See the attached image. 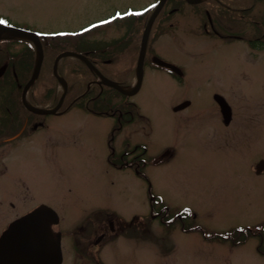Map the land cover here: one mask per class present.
<instances>
[{"label": "rangeland", "instance_id": "374dc122", "mask_svg": "<svg viewBox=\"0 0 264 264\" xmlns=\"http://www.w3.org/2000/svg\"><path fill=\"white\" fill-rule=\"evenodd\" d=\"M153 1L0 0V17L29 30L74 32L116 12L123 13L125 19ZM251 5V13L226 9H247ZM172 8L178 11L164 19ZM205 12L211 14L213 22H222L223 35L233 37L209 36L203 27L208 23ZM251 14L255 21L264 18V0H207L198 6L167 0L148 45L162 60L181 68L184 80L180 84L165 69L145 67L138 93L123 98L135 107L123 105V128L112 143L115 158L123 154V161L134 165L137 159L144 161L139 169L146 181L132 167H110L108 139L115 119L98 118L75 106L65 113L43 117L48 128L39 134L61 136L57 140L63 143L53 150L43 148L48 160L35 148L26 150L23 142L10 147L7 158L0 156L8 164L7 171L0 166V202L9 206L6 199L15 190L14 181L20 179L34 201L57 203L63 199L64 226L69 228L80 221L83 212L92 213V208L123 214L124 220L142 217V230L123 232V241L106 249L103 261L109 264H264V255L258 252L264 250V232L246 239L239 235L219 240L204 238L195 230L184 233L180 224L164 226L146 218L151 188V193L171 210H190L192 214L182 219L185 228L197 225L212 235L264 222V174L256 176L250 169L258 158L264 159V50L253 56L243 39L252 32ZM140 32H129L128 25L118 22L85 39L127 35L125 45L117 48L105 71L117 82L130 84L127 70L131 72L135 65ZM236 35L242 39H235ZM27 52L24 43L0 42V65L8 61L11 67L0 78V118H6V108L11 118L28 115L20 109L16 88L31 73L28 75L25 69L33 65L34 55ZM46 65L43 61L39 77L29 90L32 105L55 104L57 98L53 102L49 94L61 90ZM57 73L68 83L64 105L84 91L85 83L92 78L72 59L59 65ZM7 92L12 93L9 101L4 96ZM213 94L222 95L232 108L228 126L220 120ZM106 96L109 99L102 107L119 104L122 99L112 93L103 98ZM184 99L191 106L174 113L172 106ZM251 116L259 121L252 122ZM10 203L22 206L16 201ZM154 205L161 208L160 202ZM9 213L5 216L0 207L1 226L13 217L14 212Z\"/></svg>", "mask_w": 264, "mask_h": 264}, {"label": "flooded vegetation", "instance_id": "af4514ba", "mask_svg": "<svg viewBox=\"0 0 264 264\" xmlns=\"http://www.w3.org/2000/svg\"><path fill=\"white\" fill-rule=\"evenodd\" d=\"M253 8H249L247 11L251 13ZM173 11L176 9L173 8ZM171 11V12H173ZM207 16V14H206ZM227 20H229L228 15H225ZM251 24H252V34L249 41H251L254 46L250 47L253 56H255L257 44L259 46H264V30L258 35L256 34L255 29V16L253 14L250 15ZM233 23V18H230ZM217 23L221 26L220 28H225L222 22L216 19ZM11 23V22H9ZM205 27V26H204ZM208 27L211 30V34L215 35L220 39H223L224 36L218 33L214 29V24L212 21L209 22L208 19ZM105 29V28H104ZM227 29V28H226ZM38 30V29H35ZM65 30V29H64ZM94 32V31H92ZM99 40H105V38L100 37ZM80 41H76L78 43ZM257 43V44H256ZM260 50V49H258ZM264 50V49H263ZM102 62L108 63L109 60L103 59ZM191 106L189 104L185 109L178 112H183ZM218 111L219 108L216 105ZM4 111L9 112V109L6 108ZM177 113V112H174ZM10 115V114H9ZM94 116L98 118L107 117V118H114L116 124L109 132V139H108V147L111 149L110 142L115 136L120 133L123 128V112L122 109H115L114 112H97L96 110L93 113ZM11 116V115H10ZM251 121L257 123L259 119H256L254 116H251ZM258 117V116H257ZM259 118V117H258ZM232 120V119H231ZM229 121L226 126L230 124ZM223 123V120L221 119ZM255 127V124L251 126V129ZM48 125L45 123L43 118H38L35 115H28L25 117H18V118H0V156L5 155V158L8 156V151L10 147H17L18 143H25V148L37 149L41 156H44L47 160L49 159V154L43 148H58L62 146L63 143L59 142L57 139V135H50L45 136L39 134L47 130ZM264 145V144H263ZM46 146V147H45ZM264 149V147H263ZM113 153V150L111 149ZM112 155V154H111ZM110 162V167L117 170H123V154L120 155L115 161H112L110 158L108 159ZM263 158H258L254 164L250 167L252 173L256 176H261L264 174V165L261 168L259 163L263 162ZM32 163V160H29ZM2 165L3 169L7 171L8 164L6 165L4 162L0 160V166ZM4 174V172H3ZM15 190H13L11 198L6 199L9 202V206H6L0 202V207H3L4 214L11 215L14 212L13 217L9 219L5 224L2 226L0 225V236L2 233L8 228V226L20 219H22L27 214L35 211L41 206H46L54 211L55 214H52L50 211L49 216V231L46 232V237H48V243L55 245L56 241H59V246L61 250V263L60 264H109L105 263L104 260V252L106 249L110 248L112 244L123 241V232L126 233L128 230L123 231V214H111L109 209H104L101 207L99 208H92V211L88 212L87 214L83 212L80 215V221L76 223V225L72 226L71 228L64 226V219L66 218L65 214L63 213L64 205L63 199L59 202H46V201H34L31 197L30 190L27 184L23 180H15L14 181ZM149 187V186H148ZM148 196H150V217L162 225L169 223L168 219H174L171 224L179 223L180 225L183 224V218L181 213L175 214V212H171L170 209L167 207L166 203L161 205V208H156L155 203H158L155 197V194L151 193V189L149 188ZM2 199H0L1 201ZM4 199V201H6ZM16 201L22 204L21 207H16L15 205L11 204L10 202ZM16 208V209H15ZM155 211V213H154ZM185 218V217H184ZM263 223V228H257L253 235H260V233L264 232V222H258L259 225ZM1 224V223H0ZM42 227V225H40ZM182 232L185 233V230ZM158 234V233H157ZM36 240L34 241L35 245H40V247H36V251H41L43 248L42 245L47 244V241L43 239L42 234L38 232H34ZM161 255L164 256L165 252H161ZM33 264H42V262H35Z\"/></svg>", "mask_w": 264, "mask_h": 264}, {"label": "water", "instance_id": "95a60500", "mask_svg": "<svg viewBox=\"0 0 264 264\" xmlns=\"http://www.w3.org/2000/svg\"><path fill=\"white\" fill-rule=\"evenodd\" d=\"M186 2L190 4H197L202 0H185ZM165 0H159L157 3L153 13L149 17L145 28L142 33L141 42H140V48L138 53V59H137V66H136V73H137V81L133 88H130L128 90L121 88L112 81L105 78L103 75H101L94 67L93 65L82 55L76 54L73 52H65L62 54H59L53 64V74L56 76L58 82H60L63 86V92L56 104V106L52 109H45V108H38L31 106L25 99L26 92L30 85L33 83L35 78L38 76L39 69L41 66L43 53L41 49V45L39 43L38 37L31 32L23 31L16 28H9V27H2L0 26V39L5 37H13V38H23L32 41L37 49V60L36 64L34 66V70L32 72L31 77L25 84L22 90V103L24 107L38 115H47V114H55L57 110L60 108L65 93L67 89L66 82L57 76L56 73V64L57 61L65 56L70 55L74 56L80 60H82L86 66L93 70L98 78L100 79V83H103L106 86H109L111 88H114L118 92L122 93L126 96H132L134 95L141 85L142 80V64H143V58H144V52H145V45L146 40L149 34V30L151 28V25L163 6ZM154 62H156L159 65L170 67L171 69L175 70V68L169 66L168 64L158 60L154 59ZM5 70V66L3 65L0 67V76L3 74ZM215 99L220 105L221 111L225 118L229 117V108L227 107V104L225 101L218 95H215ZM185 104L181 105V107H184ZM49 209L45 207H39L37 210L33 211L32 213L24 216L22 219L12 223L7 230L4 231V233L0 237V264H33L36 261L40 262L42 261V264H59L60 263V249L58 246V243L55 242V245L48 243V237H46V232L49 231ZM42 225V227H40ZM34 232H38L39 234H42L43 239L47 241V244L42 245L43 249L41 251H36V247H40V245H35L34 241L36 240V237L34 235Z\"/></svg>", "mask_w": 264, "mask_h": 264}, {"label": "trees", "instance_id": "16d2710c", "mask_svg": "<svg viewBox=\"0 0 264 264\" xmlns=\"http://www.w3.org/2000/svg\"><path fill=\"white\" fill-rule=\"evenodd\" d=\"M148 15H149V12H146V14L145 15H143V16H139L138 17V19H141L142 20V23L145 21V19L148 17ZM62 46H54V47H50V48H48L46 51H45V59H44V61H45V63L47 64L46 65V68H47V70L50 72V73H52V62H53V59L55 58V56H56V54L58 53V52H60L59 50H62L64 47H62ZM29 54H31L30 52H29ZM28 55V54H27ZM65 59H63L62 61H64ZM67 61H65V62H63V63H66ZM30 65V64H29ZM29 65H28V67H27V69H25V71L27 72V74L28 73H30L31 72V67H32V65L30 66V68H29ZM30 70V71H29ZM84 70L86 71V73H88L89 75H91V72L90 71H88L85 67H84ZM29 75V74H28ZM27 75V76H28ZM52 76V75H51ZM29 77H27L26 79H25V82L27 81V79H28ZM53 79V78H52ZM54 80V79H53ZM89 81H87L86 83H85V86H84V91H82V92H80L78 95H76V96H80L79 98H78V101L81 103V104H86V106H88L89 104H91V99H89L88 97H87V94H88V92H85V89H86V85H87V83H88ZM51 91V90H50ZM85 92V93H84ZM84 94V95H83ZM53 96H54V91H51L50 92V94H49V97H48V99H52L53 98ZM75 96V97H76ZM74 97V98H75Z\"/></svg>", "mask_w": 264, "mask_h": 264}, {"label": "snow or ice", "instance_id": "6c2138e0", "mask_svg": "<svg viewBox=\"0 0 264 264\" xmlns=\"http://www.w3.org/2000/svg\"><path fill=\"white\" fill-rule=\"evenodd\" d=\"M0 23L7 24V23H8V21H7V20H5V19H3V18H0Z\"/></svg>", "mask_w": 264, "mask_h": 264}]
</instances>
